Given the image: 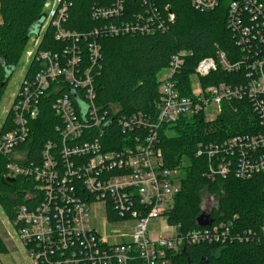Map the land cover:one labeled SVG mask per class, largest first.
Returning <instances> with one entry per match:
<instances>
[{"label":"built area","instance_id":"1","mask_svg":"<svg viewBox=\"0 0 264 264\" xmlns=\"http://www.w3.org/2000/svg\"><path fill=\"white\" fill-rule=\"evenodd\" d=\"M221 1L191 0V4L208 12ZM126 2L97 0L91 15L100 25L77 32L66 26L73 2L48 0L45 21L33 37L34 50L27 51L26 71L32 62L38 68L29 77L24 75L5 112V117L11 115L6 124L10 128L0 130V152L9 157L6 177L23 176L35 182L36 192L30 194L34 206L21 205L11 222L35 264H175L189 245H226L240 238L232 232V223L186 230L170 221L181 174L180 169L166 166L160 132L183 117L201 114L214 120L224 102L248 99L259 129L200 142L196 155L207 159L205 176L212 181L264 173V4L230 2L227 26L235 32L241 58L231 61L218 49L214 56L201 59L191 75L190 94L180 91L177 80L187 52L173 55L160 78L158 111L151 116L118 115V110L103 108L96 100L94 70L102 59V38L164 32L176 21L171 2L145 0L146 7L133 15L127 13ZM48 28L64 43L61 51L39 49ZM218 69L243 71L245 81L203 86L201 78ZM47 96H53L52 109L59 119L57 136L44 143L38 162L29 161L28 150L19 147L30 140L33 121ZM212 112L216 117L209 118ZM113 117L123 137L119 144L108 146L105 131ZM100 202L105 204L107 222H134L131 234L116 232L120 235L116 243L100 235L91 218V205ZM156 219L166 223L167 233L149 229V222ZM261 230L264 233V224Z\"/></svg>","mask_w":264,"mask_h":264},{"label":"trees","instance_id":"2","mask_svg":"<svg viewBox=\"0 0 264 264\" xmlns=\"http://www.w3.org/2000/svg\"><path fill=\"white\" fill-rule=\"evenodd\" d=\"M48 0H0V104L5 96L11 72L27 53L33 37L39 35L45 21L44 5ZM73 7L66 25L71 30L84 32L100 25L92 18L91 7L97 0H71ZM148 1V0H147ZM171 2L176 21L164 32L149 35H127L102 38V59L94 70L96 100L99 106L118 110V115L143 113L155 116L158 111L160 78L173 55L187 52L184 65L177 76L183 94L191 93V75L198 62L214 56L218 49L226 52L231 61L241 58L235 32L227 26L229 4L222 0L217 8L200 12L191 0H162ZM264 4V0H258ZM127 13L133 15L143 10L145 0H127ZM35 35V36H34ZM64 43L54 38L48 28L39 46L40 50L61 51ZM87 59V57H86ZM89 65L86 63V66ZM38 68L32 62L25 72L28 77ZM245 81L243 71L227 73L222 69L201 78L203 86ZM53 96L42 99L39 117L33 121V134L19 149L28 150V160L38 162L41 150L49 138L57 136L55 126L59 119L52 109ZM111 110V109H110ZM114 118V119H113ZM106 128L108 146L121 142L122 132L113 117ZM11 115L7 114L1 133ZM259 121L248 99L224 102L222 112L208 120L204 115L183 117L160 132L165 164L180 169L181 189L175 197L170 221L184 229L197 226L203 210L205 194L216 197L210 210L212 223H232L236 240L226 245L192 244L179 255L175 264H264V173L249 179L231 175L225 179L211 180L205 176L208 161L197 156L200 142L221 141L237 134L254 133ZM188 162L184 164V161ZM9 157L0 152V206L12 222L21 205L33 207L31 195L36 192L35 182L23 176L6 177ZM8 245L0 234V254Z\"/></svg>","mask_w":264,"mask_h":264},{"label":"rangeland","instance_id":"3","mask_svg":"<svg viewBox=\"0 0 264 264\" xmlns=\"http://www.w3.org/2000/svg\"><path fill=\"white\" fill-rule=\"evenodd\" d=\"M35 36V35H34ZM34 38H32L27 46L28 50H34ZM27 50V51H28ZM28 53H25L22 57L18 66L13 70L12 75L10 77L9 83L6 88L5 96L0 104V125L3 123L5 118V112L11 107L13 96L17 93L25 75V71L27 69V59ZM209 118L216 117L214 112H212ZM188 161L185 160L184 164ZM213 200H216V197L205 194L204 196V204H203V212L206 209H209L212 205L215 204ZM92 208V222L96 227L100 235L108 236V239L112 243L119 242L120 235L116 234V232H120L123 234H131V231L134 226V222H107L106 216L107 211L105 204L103 202L98 203L97 205H91ZM96 214V215H95ZM166 223L161 219L151 220L148 224L149 229L153 233L165 234L169 230L165 228ZM0 234L3 236L8 245V251L3 253L0 256V264H33L30 259V254L27 248L21 244L19 235L17 234L14 226L11 221L8 219L4 211L0 206ZM15 237V240H14Z\"/></svg>","mask_w":264,"mask_h":264},{"label":"water","instance_id":"4","mask_svg":"<svg viewBox=\"0 0 264 264\" xmlns=\"http://www.w3.org/2000/svg\"><path fill=\"white\" fill-rule=\"evenodd\" d=\"M10 75H12V72ZM197 221H198L199 225H207V224L212 223V219L210 217V214H207L206 212H202L201 216L198 218ZM205 263H206V261L202 260V262L200 264H205Z\"/></svg>","mask_w":264,"mask_h":264},{"label":"crops","instance_id":"5","mask_svg":"<svg viewBox=\"0 0 264 264\" xmlns=\"http://www.w3.org/2000/svg\"><path fill=\"white\" fill-rule=\"evenodd\" d=\"M14 240H15V237H14ZM22 244V243H21ZM23 245V244H22ZM2 254H0V256H1ZM31 259V258H30ZM31 262L33 263V264H35L32 260H31Z\"/></svg>","mask_w":264,"mask_h":264}]
</instances>
